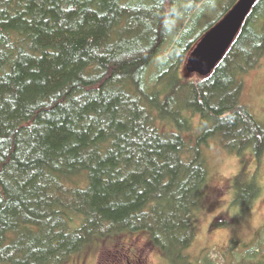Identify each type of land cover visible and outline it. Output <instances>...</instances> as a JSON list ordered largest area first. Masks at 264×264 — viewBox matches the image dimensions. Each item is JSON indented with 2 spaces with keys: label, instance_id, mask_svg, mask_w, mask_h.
Wrapping results in <instances>:
<instances>
[{
  "label": "trees",
  "instance_id": "16d2710c",
  "mask_svg": "<svg viewBox=\"0 0 264 264\" xmlns=\"http://www.w3.org/2000/svg\"><path fill=\"white\" fill-rule=\"evenodd\" d=\"M209 3L0 0V264H66L139 233L172 258L188 250L205 140L264 151L241 102L264 58V0L210 74L187 77ZM194 120L208 129L188 138Z\"/></svg>",
  "mask_w": 264,
  "mask_h": 264
},
{
  "label": "rangeland",
  "instance_id": "374dc122",
  "mask_svg": "<svg viewBox=\"0 0 264 264\" xmlns=\"http://www.w3.org/2000/svg\"><path fill=\"white\" fill-rule=\"evenodd\" d=\"M233 1L210 0L194 32L203 35ZM185 60L180 73L193 76L185 71ZM241 79V102L264 128V58ZM194 122L188 138L201 137L208 129L200 120ZM218 142L212 136L201 146L206 181L200 203L192 212L195 236L181 256H168L151 244L146 233H139L116 241H97L90 251L70 257L66 264H206L205 260L212 264H264V151L257 160L251 149L240 155ZM215 222L223 225H213ZM251 248L254 256L246 254Z\"/></svg>",
  "mask_w": 264,
  "mask_h": 264
},
{
  "label": "water",
  "instance_id": "95a60500",
  "mask_svg": "<svg viewBox=\"0 0 264 264\" xmlns=\"http://www.w3.org/2000/svg\"><path fill=\"white\" fill-rule=\"evenodd\" d=\"M257 0H236L192 47L184 69L188 74L208 76L228 50L252 6Z\"/></svg>",
  "mask_w": 264,
  "mask_h": 264
}]
</instances>
